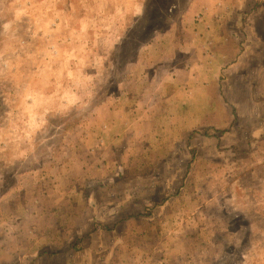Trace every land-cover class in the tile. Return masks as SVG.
I'll return each instance as SVG.
<instances>
[{
    "label": "rangeland",
    "instance_id": "obj_1",
    "mask_svg": "<svg viewBox=\"0 0 264 264\" xmlns=\"http://www.w3.org/2000/svg\"><path fill=\"white\" fill-rule=\"evenodd\" d=\"M212 1L0 0V264H264V64L212 55Z\"/></svg>",
    "mask_w": 264,
    "mask_h": 264
},
{
    "label": "crops",
    "instance_id": "obj_2",
    "mask_svg": "<svg viewBox=\"0 0 264 264\" xmlns=\"http://www.w3.org/2000/svg\"><path fill=\"white\" fill-rule=\"evenodd\" d=\"M200 2H203V0H200ZM215 2L217 3L218 8L225 10V11H230L231 14L235 16H233L232 18L228 17V18H223V19L218 17L217 19L211 21L212 25L214 24L215 26H217L215 27V29H212L210 26V32L207 33L209 36L207 40L211 41L210 43H214V47H213L214 49H212V55L216 56V58H221V59L227 58L228 60L232 59L233 57L234 59H236V62L232 63V67H238L240 66V64H243V66L244 64H247L249 66L250 59L255 57L256 55H257L256 57H258L259 59V62L264 64V53L262 51L263 49L261 51L260 50H250L249 45L247 43H244L243 40H241L240 45H243V47L240 50H237V52L235 53L233 51V45H231V43H234L233 39L237 40L236 36L240 37L241 34H238L240 31L239 29H241L242 27L244 28L245 26H248L250 24L249 17H247L248 13L246 12V10L264 8V5L260 3V4H257L256 6H253L254 4L246 0H213L211 3H215ZM218 25H219V28L220 26L223 27L221 31L218 28ZM261 25L262 27H264V20H262ZM203 35H205V33H203ZM241 37H243V35H241ZM224 39L229 43V45L225 46ZM224 46H225V49H224ZM236 46L238 47L239 44L234 45V47ZM199 53H197V58L200 56ZM217 63L218 62H216V64ZM204 65L205 63L203 64V61L200 60L199 64H196V66L194 67L195 68L194 72L196 74H199L200 76L202 74L204 75L206 72H209L210 67H206ZM213 75L214 73H212V70H211L209 72V78H208L211 82H213V79H214ZM199 89H201V87H195L194 88L195 91L193 92H197ZM183 97L185 98V96ZM184 98L181 101H184ZM184 109H185V106L180 108L181 111H183ZM34 194H36L34 195L36 197L33 198L34 204L31 206L28 203H30L32 199H27V198L25 199V195L23 194L22 195L20 194L21 197L19 195L20 201H24L25 203L24 209L20 210L21 212L19 214L20 216L22 215L23 217H31V219H34L36 217H39L40 214H42L43 209L38 204L39 202H42L41 194L39 193H34ZM45 201L50 203V207L55 206L54 203L52 205V199H50L49 201L47 200ZM44 211H47L51 213V215H53L56 213L57 210L55 208H52V209L49 208ZM23 241L25 244V247H23V249L26 248V249L33 250V251L41 249L42 243L39 240H34L33 242H31V241H27L26 238L24 237ZM26 244L28 246H26ZM15 249L17 248L15 247ZM70 252L71 251H66L60 254H53L49 258H46V259H44L43 257L36 259L35 258L36 255L34 253V255L30 257L29 259H32L30 260V263L32 262V264H87V263L88 264H105V262L107 261V257H98L97 258L98 260L96 259L97 262H95V259L90 258L89 260L86 256H81V258H79L78 254H74L73 252L72 253ZM77 259H80V260H77ZM86 259H88L89 261H87ZM10 262H14V264H25V260L23 259V256L21 260L15 261L14 259H11Z\"/></svg>",
    "mask_w": 264,
    "mask_h": 264
}]
</instances>
